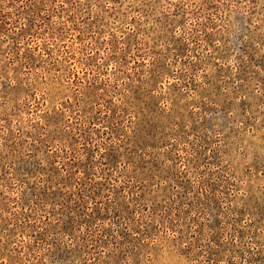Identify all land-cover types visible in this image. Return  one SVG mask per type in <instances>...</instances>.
<instances>
[{"label": "rangeland", "instance_id": "obj_1", "mask_svg": "<svg viewBox=\"0 0 264 264\" xmlns=\"http://www.w3.org/2000/svg\"><path fill=\"white\" fill-rule=\"evenodd\" d=\"M0 264H264V0H0Z\"/></svg>", "mask_w": 264, "mask_h": 264}]
</instances>
